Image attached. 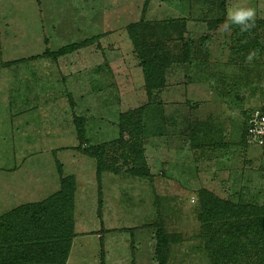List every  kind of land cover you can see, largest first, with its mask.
Listing matches in <instances>:
<instances>
[{"label": "rangeland", "instance_id": "obj_1", "mask_svg": "<svg viewBox=\"0 0 264 264\" xmlns=\"http://www.w3.org/2000/svg\"><path fill=\"white\" fill-rule=\"evenodd\" d=\"M222 2L226 19L230 8L255 9L254 27L210 31ZM145 3L0 0V218L59 190L57 160L62 176L75 179L77 231L95 236L73 246L69 264H157L156 225L180 238L168 264H210L199 190L264 204V151L241 143L244 122L264 107V0ZM90 39L70 54L47 55ZM148 53L169 62L150 95L141 66ZM139 109L141 133L122 139L121 115L136 118ZM75 117L84 119L82 143ZM83 149H103L115 172L98 179ZM136 153L148 176L130 173Z\"/></svg>", "mask_w": 264, "mask_h": 264}, {"label": "trees", "instance_id": "obj_2", "mask_svg": "<svg viewBox=\"0 0 264 264\" xmlns=\"http://www.w3.org/2000/svg\"><path fill=\"white\" fill-rule=\"evenodd\" d=\"M148 1L146 0L145 5ZM220 8L223 16L219 20L209 22L210 31L227 21L224 2L220 4ZM137 30V24L128 27L130 39L136 49L139 48ZM93 41L94 39H90L79 44H71L47 55L54 58L64 56L90 45ZM183 52L184 57L188 58V44L184 45ZM168 64L166 58L156 59L151 53L143 56L141 66L148 95L154 89L163 86V73ZM257 110H264V107ZM136 113L137 119L132 112L121 115L122 139L127 135L132 142L141 133V109L136 110ZM74 125L77 139L82 143L85 139L84 119L75 117ZM241 137V143L244 145L246 122ZM82 152L96 160L98 179L104 171L115 172L104 163L103 149H99V152L83 149ZM134 162L137 163V168L131 170L132 175L140 177L149 175V170L139 155ZM56 167L60 176L57 192L43 201L20 205L0 218V264H66L72 240L76 237L73 221L76 183L73 177L62 176V166L57 160ZM197 198L200 232L205 240L210 264H264V204L234 203L206 189L199 190ZM156 227L155 259L157 264H168L171 245L180 238L166 232L161 225ZM101 264H104L103 258Z\"/></svg>", "mask_w": 264, "mask_h": 264}, {"label": "clouds", "instance_id": "obj_3", "mask_svg": "<svg viewBox=\"0 0 264 264\" xmlns=\"http://www.w3.org/2000/svg\"><path fill=\"white\" fill-rule=\"evenodd\" d=\"M256 11L253 8L238 7L230 8L227 13V21L222 25L223 30L229 29V24L239 25L241 32L248 31L254 27ZM251 22V23H250ZM257 55L255 51L250 52L247 60L250 62ZM255 122V121H253ZM251 132L264 133V129H250Z\"/></svg>", "mask_w": 264, "mask_h": 264}, {"label": "built area", "instance_id": "obj_4", "mask_svg": "<svg viewBox=\"0 0 264 264\" xmlns=\"http://www.w3.org/2000/svg\"><path fill=\"white\" fill-rule=\"evenodd\" d=\"M250 129H264V110L254 111L246 123V138L264 150V133L251 132Z\"/></svg>", "mask_w": 264, "mask_h": 264}, {"label": "crops", "instance_id": "obj_5", "mask_svg": "<svg viewBox=\"0 0 264 264\" xmlns=\"http://www.w3.org/2000/svg\"><path fill=\"white\" fill-rule=\"evenodd\" d=\"M33 203H35V202H33ZM73 208H74V211H73L74 232L76 234V237H74L73 240H72V245H71L70 253H69L68 260H67L66 264H69L70 256H71V253H72V248H73V246L76 245L77 242H78L77 245H81V248H83L82 244L87 243V240L85 241V239H87V237H90V238L95 237L94 234L87 236V235H85V233H79V231H77L78 230L79 221H80V220L77 219V209H78L77 201L74 203V207ZM80 214H81V211H80ZM80 228L82 229L83 227L81 226ZM78 236H80L81 238H79ZM96 236H97V238L100 241L101 234H97ZM83 241H85V242L83 243ZM104 264H105V261H104Z\"/></svg>", "mask_w": 264, "mask_h": 264}]
</instances>
